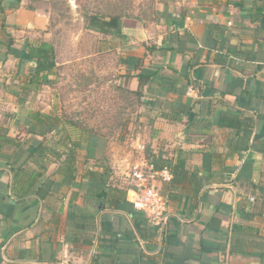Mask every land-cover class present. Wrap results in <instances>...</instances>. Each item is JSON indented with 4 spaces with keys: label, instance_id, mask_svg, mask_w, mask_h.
Returning <instances> with one entry per match:
<instances>
[{
    "label": "crops",
    "instance_id": "0c3cea01",
    "mask_svg": "<svg viewBox=\"0 0 264 264\" xmlns=\"http://www.w3.org/2000/svg\"><path fill=\"white\" fill-rule=\"evenodd\" d=\"M22 5L21 0L17 9H5L3 15L0 98H12L4 83L12 80L18 67V60L7 54L10 40L13 48L20 49L25 40L31 41L27 36L47 24ZM155 15L148 28L138 19L122 26L124 43L140 42L139 53L130 46L124 56H145V69H159L149 94L169 103H195L202 114L212 101L216 115L223 109L250 118L253 130L244 140L245 147L234 151L231 140L208 138L149 140L144 147L137 142V160L127 162L119 153L122 164L116 169L112 161L103 163L111 170V183L125 189L127 197L116 209L99 211L92 231L67 225L79 211L94 212L93 199H84L83 193L74 201L64 196L54 203V213L33 194L14 197L10 168H17L27 152L3 149L0 264H264V0H163ZM29 67L26 63L23 72ZM158 103L164 108L161 100ZM14 107L16 122L23 123L29 110ZM99 146L98 140L95 159ZM149 149L174 161L181 154L183 167L196 174L172 195L168 182L158 180L168 214L163 227L153 225L132 204L139 191L133 173L148 166ZM204 152L212 154L207 169L191 156ZM124 175H132L134 187L117 182L126 181Z\"/></svg>",
    "mask_w": 264,
    "mask_h": 264
},
{
    "label": "trees",
    "instance_id": "16d2710c",
    "mask_svg": "<svg viewBox=\"0 0 264 264\" xmlns=\"http://www.w3.org/2000/svg\"><path fill=\"white\" fill-rule=\"evenodd\" d=\"M3 1L0 0L1 30L5 28V9H17L21 0L9 2L7 6L3 5ZM84 17L86 29L120 41L126 40L122 32L126 15L90 12ZM7 54L18 60L15 76L9 83H4L6 92L15 100L16 106L25 107L31 94L39 93L43 87L55 85L51 76L57 64L55 50L50 42L25 40L20 49H15L10 40ZM144 57L122 56L120 63L126 68L124 79H135L137 82V87L132 93L140 103L154 106L159 98L154 97L155 100L147 101L145 91L150 95V86L159 69H145ZM26 63H29L30 67L27 73H24ZM161 101L164 108H158V117L169 124H183L182 133L187 140H231L233 146L230 147L235 151L245 147L244 140H249L253 130L252 120L241 114L221 109L216 115L212 101L208 102L204 114L195 109V103L191 106L181 100L170 103L167 100ZM21 124L19 129L0 126V152L3 149L12 150V153L17 150L27 152V157L17 168H10L14 197L23 198L33 194L42 201L48 212L54 213V203L62 200L64 196L68 195L69 201H74L83 193L84 199H93L94 212H90L89 208L76 213L73 222L67 220L68 227L76 231H92L99 211L116 209L119 203L126 201L127 191L111 183L112 173L108 166H87L89 160L95 157L98 138L84 124L53 112L44 113L37 110H30ZM9 142L14 145L10 146ZM213 145L212 141V147ZM191 156L201 161L203 169H207L212 160V154L209 152L193 153ZM145 158L147 165L153 170L168 171L170 179L162 182H168L170 195L178 194L177 187L196 175L183 167L181 154L174 161L160 153H152L149 149ZM52 166L54 169L46 176ZM248 202L247 200L246 203L249 204ZM246 203L244 207L247 206ZM86 241L85 243L90 245V239L86 238Z\"/></svg>",
    "mask_w": 264,
    "mask_h": 264
},
{
    "label": "rangeland",
    "instance_id": "374dc122",
    "mask_svg": "<svg viewBox=\"0 0 264 264\" xmlns=\"http://www.w3.org/2000/svg\"><path fill=\"white\" fill-rule=\"evenodd\" d=\"M22 2L23 8L36 11L47 21L44 29H35L27 38L31 41L50 42L55 50L57 64L51 76L55 85L43 87L39 93L31 94L23 109L53 112L63 118L78 121L92 130L100 146L97 159H90L87 166L94 167L112 161L116 169L117 165L122 164L119 162V153H124L127 162L130 159L133 162L138 159L140 152L137 142L144 147L149 140H185V137L182 138L180 124L168 125L159 119L160 103L157 101L154 106L140 103L132 93L136 89L135 80H125L123 77L126 69L120 60L129 49L132 50L130 46L136 50L132 52L139 53L140 42L134 43L131 40L124 43L88 30L85 24L84 16L90 12L102 15L119 13L127 16L123 25L136 23L138 19L148 28L154 22L155 12L163 0ZM145 99L155 100L146 91ZM14 105L13 98H0V122L4 128L19 129L22 126L16 122ZM123 179L126 181H117L121 186H133L132 175H124Z\"/></svg>",
    "mask_w": 264,
    "mask_h": 264
},
{
    "label": "built area",
    "instance_id": "2783aa9c",
    "mask_svg": "<svg viewBox=\"0 0 264 264\" xmlns=\"http://www.w3.org/2000/svg\"><path fill=\"white\" fill-rule=\"evenodd\" d=\"M139 191L134 195L132 204L135 210L143 212L155 226L163 227L168 222L165 200L159 193L157 182L167 181L170 175L167 170L155 171L147 166L133 173ZM253 201V198H250Z\"/></svg>",
    "mask_w": 264,
    "mask_h": 264
}]
</instances>
